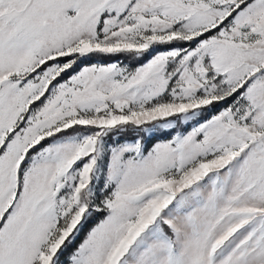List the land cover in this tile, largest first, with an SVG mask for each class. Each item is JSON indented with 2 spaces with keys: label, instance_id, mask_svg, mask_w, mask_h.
Here are the masks:
<instances>
[{
  "label": "snow or ice",
  "instance_id": "6c2138e0",
  "mask_svg": "<svg viewBox=\"0 0 264 264\" xmlns=\"http://www.w3.org/2000/svg\"><path fill=\"white\" fill-rule=\"evenodd\" d=\"M0 264H264V0H0Z\"/></svg>",
  "mask_w": 264,
  "mask_h": 264
}]
</instances>
